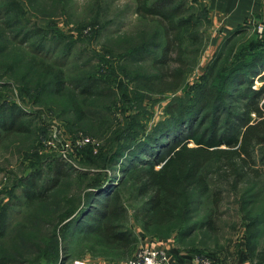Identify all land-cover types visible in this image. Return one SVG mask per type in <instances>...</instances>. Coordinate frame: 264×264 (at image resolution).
Here are the masks:
<instances>
[{
    "label": "rangeland",
    "instance_id": "374dc122",
    "mask_svg": "<svg viewBox=\"0 0 264 264\" xmlns=\"http://www.w3.org/2000/svg\"><path fill=\"white\" fill-rule=\"evenodd\" d=\"M12 1L15 12H7ZM168 1L182 3V16L192 22L184 42L188 72L175 93L147 88L159 71L153 62L165 30L158 16L138 15L135 0H0V107L22 112L20 129L0 132V264H126L141 244L158 239H173L168 260L178 248L185 256L205 255L212 264H264L259 152L253 164L241 157L228 166L209 163L210 191L186 196L179 216L167 225L145 226V201L135 195L134 184L126 185L122 224L134 233L127 247L65 236V223L109 171L106 158L118 145L141 140L170 121L169 107L204 81L225 41L205 0ZM256 27H247L239 47L264 41ZM47 68L61 70V89L41 73ZM87 82L96 85L83 90ZM254 83L260 87L264 75ZM62 168L66 177L43 192ZM30 190L47 196L31 200ZM207 217L211 223L202 225Z\"/></svg>",
    "mask_w": 264,
    "mask_h": 264
},
{
    "label": "trees",
    "instance_id": "16d2710c",
    "mask_svg": "<svg viewBox=\"0 0 264 264\" xmlns=\"http://www.w3.org/2000/svg\"><path fill=\"white\" fill-rule=\"evenodd\" d=\"M135 1L138 15L158 16L165 30L161 55L153 62L159 71L155 83L147 88L175 93L184 87L188 72L184 42L191 18L182 16V3ZM12 2L7 12H15L16 3ZM247 27L242 25L224 37L204 81L186 100L177 99L169 107L170 121L162 122L141 140L118 145L106 158L109 171L91 186L76 215L65 223V236L80 235L83 240L98 237L102 243L127 247L134 241V233L122 224L127 212L122 191L129 183L134 184L135 195L145 201L140 211L144 225H167L179 216L186 196H203L210 191L206 178L209 163L228 166L241 157L253 164L257 152L264 160V83L260 87L254 83L256 76L264 75V41L239 47ZM261 35L264 38V32ZM40 71L49 74L55 90L61 89L60 69ZM95 85L87 82L81 87L90 91ZM17 111L13 106L0 107V132L21 128L22 112ZM67 174L59 169L52 178L54 184L42 191L58 186ZM42 191L30 190L26 196L31 200L46 197ZM205 219L202 225L211 223L210 217ZM55 264H65V259Z\"/></svg>",
    "mask_w": 264,
    "mask_h": 264
},
{
    "label": "crops",
    "instance_id": "0c3cea01",
    "mask_svg": "<svg viewBox=\"0 0 264 264\" xmlns=\"http://www.w3.org/2000/svg\"><path fill=\"white\" fill-rule=\"evenodd\" d=\"M211 7L213 22L217 23L222 33L226 36L229 32L240 26L264 25V0H205ZM146 244L162 249H173L172 240L147 241ZM175 256L170 257L169 264H196L193 257L185 256L183 251L176 248ZM215 264V263H214Z\"/></svg>",
    "mask_w": 264,
    "mask_h": 264
},
{
    "label": "built area",
    "instance_id": "2783aa9c",
    "mask_svg": "<svg viewBox=\"0 0 264 264\" xmlns=\"http://www.w3.org/2000/svg\"><path fill=\"white\" fill-rule=\"evenodd\" d=\"M258 32H264V25L261 24L256 27ZM134 256L126 264H167L168 263V252L166 249L157 248L153 245L146 243L141 244ZM194 262L196 264H212V261L208 258L196 254L194 256ZM75 264H86L85 261H76ZM248 264H259V263H248Z\"/></svg>",
    "mask_w": 264,
    "mask_h": 264
}]
</instances>
